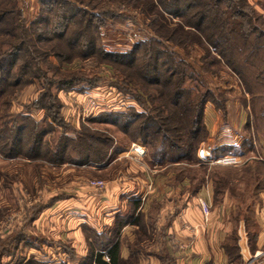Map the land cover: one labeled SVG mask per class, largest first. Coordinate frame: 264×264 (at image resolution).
<instances>
[{"label": "trees", "instance_id": "1", "mask_svg": "<svg viewBox=\"0 0 264 264\" xmlns=\"http://www.w3.org/2000/svg\"><path fill=\"white\" fill-rule=\"evenodd\" d=\"M21 1L0 0V154L4 158L25 156L57 165L76 163L105 168L124 151L105 132L82 126L71 136L65 122L53 110L54 103L41 105L48 110L47 117L53 124L47 123V119L37 122L30 115L21 116L17 122L8 111L10 98L35 81L44 80L49 89L58 85L60 91H70L80 81L77 77H62L56 83L47 79L48 70L58 69L53 67L51 59L56 58L60 64L93 59L96 65L112 66L120 75L122 91L143 105L140 112L131 108L123 113L107 112L101 118L130 142L142 141L150 149L146 160L151 167H167V172L175 173V181L188 178L195 190L213 181L215 194L220 193L225 181L233 182L238 177L235 170L228 168L217 175L208 173L204 166L199 170L187 166L201 163L198 152L208 138L207 105L213 102L221 106L222 101L215 100L207 82L170 45L183 49L186 55L197 45L206 51L205 72L223 67L241 80L245 91L252 96L257 140H264V30L254 24L255 9L249 0H39L44 8L30 26L24 18ZM121 7L145 16L154 35L128 52L113 53L103 48L101 30L108 21L124 18ZM47 98L51 99L52 95L45 91L42 99ZM250 120L246 129L251 128ZM53 126L63 131L51 143L46 136L53 134ZM246 145L251 146L248 140ZM253 165L250 171L264 168V162L256 161ZM261 174L256 178V192L264 189ZM142 203V199L133 197L126 211L116 215L109 235L94 231L99 239L114 236L92 253V264L138 263L144 243H151V235L164 237L162 232H148V226L153 224L145 221ZM251 217L250 214L247 220ZM127 225L136 227L137 236L148 237L145 242L131 244L126 259L121 239ZM239 252L238 246H228L229 263L242 262ZM147 254H157L162 262L178 264L166 247Z\"/></svg>", "mask_w": 264, "mask_h": 264}, {"label": "rangeland", "instance_id": "2", "mask_svg": "<svg viewBox=\"0 0 264 264\" xmlns=\"http://www.w3.org/2000/svg\"><path fill=\"white\" fill-rule=\"evenodd\" d=\"M249 3L255 9V13H252L255 19L254 24L264 30V0H249ZM21 6L27 26L37 21L41 15V9L44 8L39 0H22ZM121 12L124 16L123 19L110 20L101 30L103 48L113 53L128 52L138 42L149 41L154 35L147 26L150 23L149 20L138 11L121 7ZM170 47H173L179 58L190 64L201 79L207 82L215 100L222 101L223 104L219 106V104L211 102L207 105L205 113L208 138L200 145L199 152L209 149L214 157H216L215 155L224 157L225 155L241 154L243 156L242 164L239 166L205 165L202 162L200 165L187 164L188 166H185L194 167L196 170L204 166L208 173L213 172L217 175L225 173L228 168L235 170L238 175L236 180L233 182L225 181L220 193L216 194L218 205L223 202V196L228 193L236 198L235 202L239 204L240 215L244 213L245 218L248 219L250 217L249 210L252 208L250 204L253 201L252 194L255 184L250 170L255 161H259L258 158L260 160L264 158L258 156V151L261 150L262 145L257 140L256 116L253 115L254 112L252 111V96L245 91L241 80L226 68H216L215 72H205L206 63L203 59L206 51L201 47L194 45L189 55H186L185 51L179 47L173 45ZM51 62L53 67L58 69L50 71L47 67L43 68L45 71L48 70V75L45 76L50 81L56 83L62 77H77L80 81L70 91H60L57 89L58 85L49 89V86L44 84V80L35 81L31 85L23 87L17 95L10 98L12 104L8 111L17 119V122L21 120V116L30 115L37 122L47 119V123L53 124L51 119L47 117L50 116L48 110L42 109L41 105L49 106L54 103L56 109L53 110H56L59 115L57 116L65 122L71 136L83 126L89 130L112 135L117 140L118 145L122 149L125 148L117 158L108 164L110 166L114 162L112 164L113 169L125 170L130 166V161L133 160L154 174L167 170V167L157 168L148 165L146 159L150 149L145 147L142 141L130 142L112 124L106 123L107 120L101 118V115L107 112L123 113L131 108L140 112L143 109V105L139 104L133 96L122 91L120 87H123V83L120 82V75L112 66L107 64L96 65V61L93 59L89 61L75 59L72 63L60 64L55 58L51 59ZM93 84L95 85L93 86ZM45 91L51 92V99H42ZM90 99L97 100L100 108L88 113L86 108L90 104ZM248 118L251 119L250 129L245 128ZM47 128L50 129L48 126ZM51 128L55 131L52 132L51 136L46 137L53 143L63 129L58 126ZM247 140L251 146L246 145ZM135 143L142 144L146 148V154L141 158L129 153L131 146ZM225 146L236 147V149H227ZM98 169L102 168L90 165L81 166L76 163L57 165L45 159L31 160L25 156L6 159L0 154V264H92L90 261L92 253L100 249L99 245L102 242V244L109 243L112 240L111 236L114 235L99 239L94 233L95 230L99 232L97 230L99 226L95 228L96 222L92 218H87L89 222L80 227L77 226V222L80 220L78 218H83L82 215L76 214L77 211L82 212L81 208H77L76 205V208L74 205H69L62 211L57 207L62 200L74 202L75 190H80L82 187L94 189L99 193L106 191L108 186L106 181L112 175L110 174L111 171L100 172ZM260 170V173L263 174H261V179L264 180V168ZM240 177L242 183L237 185L236 181ZM92 180L104 181L106 183L105 189L91 188L90 182ZM51 205V210H49ZM220 207H212L211 213L219 215ZM63 212H65L66 217L60 215L62 218L60 217L58 223L53 221V223L47 224L52 217L54 218ZM50 213H52V217ZM42 214L43 219L40 218ZM85 217H87L86 214ZM73 219L75 221H71ZM150 231L153 234L151 229ZM108 232L104 233L109 235ZM122 233V249L124 257L127 259L130 256L129 246L135 242H145L144 240L148 236L144 234L137 236L133 232V237H130L126 236L124 232ZM236 233L237 231L234 235ZM151 238L153 239H151V243L150 241L148 244L144 243V250L139 254L138 263L131 261V264H168V260L162 262L159 259L161 256L157 254H147L158 253L162 250L156 246V242H159L161 238L157 235L154 238L151 235ZM162 256L165 255L162 254ZM261 257L257 263L252 262V264H261L264 261V252H262ZM106 260L109 261L108 258ZM236 263L246 264L243 261Z\"/></svg>", "mask_w": 264, "mask_h": 264}, {"label": "crops", "instance_id": "3", "mask_svg": "<svg viewBox=\"0 0 264 264\" xmlns=\"http://www.w3.org/2000/svg\"><path fill=\"white\" fill-rule=\"evenodd\" d=\"M259 142L262 147L258 151V156L262 158L264 157V140L259 138ZM238 156L243 157L242 154ZM257 160L264 162V158ZM112 164L107 168L98 169L100 172L111 171L112 175L106 181L108 183L106 191L99 193L94 189L82 187L80 190H75L74 202L62 200L57 207L61 210L69 205L81 208L82 212L77 211L76 213L83 217L78 218L80 219L77 222L78 227L92 218L97 223L94 225L95 228L98 226L99 229L101 228L97 229L99 232L110 231L115 225L116 215L125 212L132 198L138 197L143 201L142 212L145 215V221L147 223L151 221L153 224L151 227L148 226V232L151 233V229L152 232L164 234L156 246L160 249L168 248L178 264H231L228 260L227 248L235 245L239 248L243 263H257V260L262 258L261 255L264 252V189L256 192L258 187L256 178L260 171L251 172L255 184L252 194L253 201L250 204L252 208L249 210V215L251 214L252 217L248 221L244 213L240 215L239 204L235 202L236 198L228 193L223 196V202L218 205L213 181L195 190L188 178L175 181L173 171L163 170L154 174L133 160L125 170L113 169ZM240 180L241 177L236 181L237 185L242 183ZM202 199L209 201L212 207L221 206L219 215L211 213L207 222L200 208ZM60 215L65 216L66 214L65 212L59 213L54 218L51 215V221L47 224L53 221L58 223V220L62 218ZM42 217H44L43 214L40 218L43 219ZM135 229V226L127 225L122 232L126 236L133 237ZM261 264H264V261Z\"/></svg>", "mask_w": 264, "mask_h": 264}, {"label": "built area", "instance_id": "4", "mask_svg": "<svg viewBox=\"0 0 264 264\" xmlns=\"http://www.w3.org/2000/svg\"><path fill=\"white\" fill-rule=\"evenodd\" d=\"M100 104L95 99H90V104L87 106L86 111L90 113L92 110L99 109ZM138 143H135L131 146V150L129 153L135 154L137 157H142L146 154V148L142 145V149H137ZM199 159L202 162V164L205 165H221V166H239L242 164L243 157L238 155H225L224 157L216 158L214 157L212 151L208 150H200ZM90 187L96 188V189H105L106 183L102 180H92L90 182ZM201 206V212L205 217V222H207L210 218L211 208L212 205L209 201L202 199L200 201Z\"/></svg>", "mask_w": 264, "mask_h": 264}, {"label": "bare ground", "instance_id": "5", "mask_svg": "<svg viewBox=\"0 0 264 264\" xmlns=\"http://www.w3.org/2000/svg\"><path fill=\"white\" fill-rule=\"evenodd\" d=\"M141 147H142V144H137L136 146L137 149H142Z\"/></svg>", "mask_w": 264, "mask_h": 264}]
</instances>
